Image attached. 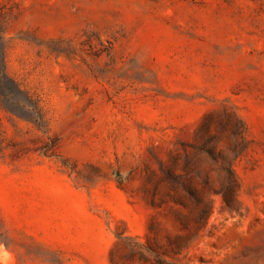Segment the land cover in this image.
<instances>
[{"label":"rangeland","instance_id":"1","mask_svg":"<svg viewBox=\"0 0 264 264\" xmlns=\"http://www.w3.org/2000/svg\"><path fill=\"white\" fill-rule=\"evenodd\" d=\"M0 86V264H264V0H0Z\"/></svg>","mask_w":264,"mask_h":264},{"label":"trees","instance_id":"2","mask_svg":"<svg viewBox=\"0 0 264 264\" xmlns=\"http://www.w3.org/2000/svg\"><path fill=\"white\" fill-rule=\"evenodd\" d=\"M0 88H2L0 86ZM19 90V88H18ZM22 94L23 92L19 90ZM243 128V125H241ZM206 132L208 133L209 127H205ZM215 137L208 136L207 140L205 141L204 148L206 152L211 156L212 159L216 160L215 153H216V146H215ZM223 172V186L224 188L220 191L219 194L223 197L224 201L228 204L232 199L233 192L235 191L236 187L238 186V181L233 169V165L231 162L225 163L222 166Z\"/></svg>","mask_w":264,"mask_h":264}]
</instances>
